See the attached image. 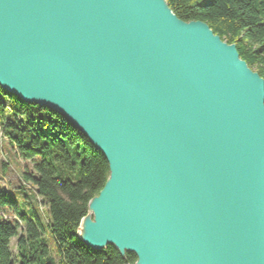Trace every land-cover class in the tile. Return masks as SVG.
<instances>
[{
  "label": "water",
  "instance_id": "1",
  "mask_svg": "<svg viewBox=\"0 0 264 264\" xmlns=\"http://www.w3.org/2000/svg\"><path fill=\"white\" fill-rule=\"evenodd\" d=\"M0 85L110 176L78 229L134 264H264V78L167 0H0Z\"/></svg>",
  "mask_w": 264,
  "mask_h": 264
},
{
  "label": "trees",
  "instance_id": "2",
  "mask_svg": "<svg viewBox=\"0 0 264 264\" xmlns=\"http://www.w3.org/2000/svg\"><path fill=\"white\" fill-rule=\"evenodd\" d=\"M183 21H204L264 78V0H167ZM4 142L32 166L17 191L0 189V264H134L114 245L94 250L79 236L90 201L109 176L105 155L65 115L27 102L0 85V149ZM9 165L4 163V169ZM40 196L46 211L32 200ZM50 233L55 247L48 244ZM17 239L16 252L11 242Z\"/></svg>",
  "mask_w": 264,
  "mask_h": 264
},
{
  "label": "rangeland",
  "instance_id": "3",
  "mask_svg": "<svg viewBox=\"0 0 264 264\" xmlns=\"http://www.w3.org/2000/svg\"><path fill=\"white\" fill-rule=\"evenodd\" d=\"M4 163L9 165L8 169H4ZM31 161H27L20 157L14 150L7 146L4 142V148L0 149V189L9 190L11 192L17 191L21 185L25 182L22 178L23 173L27 171L28 167H31ZM26 188L32 196V200L39 204L40 210L46 211V207L41 200V197L33 194L36 192L30 184H26ZM0 214L4 218H13L14 215L6 210H1ZM48 244L54 249L55 243L50 233H46ZM17 239H13L11 242L14 253L16 252Z\"/></svg>",
  "mask_w": 264,
  "mask_h": 264
}]
</instances>
